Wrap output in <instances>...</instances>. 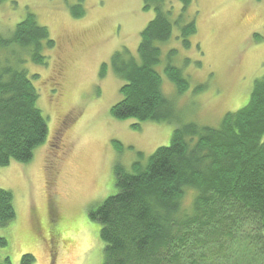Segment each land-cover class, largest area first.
<instances>
[{
	"label": "rangeland",
	"instance_id": "374dc122",
	"mask_svg": "<svg viewBox=\"0 0 264 264\" xmlns=\"http://www.w3.org/2000/svg\"><path fill=\"white\" fill-rule=\"evenodd\" d=\"M164 1L173 27L171 39L160 45L156 71L172 118L162 123L110 115L123 85L112 74L110 59L123 50L136 56L140 33L154 17L152 10H142V0H83L84 16L77 19L70 9L79 0L0 3V36L32 14L55 43L45 54L46 67H24L46 119V141L28 163L0 167V190L11 193L15 213L0 227L7 243L0 256L11 264H21L23 255L32 256V264H101L100 225L88 212L116 193L114 165L126 171L135 162L145 165L157 148L169 145L179 126L216 128L226 113L247 104L254 82L264 76V0H192L183 15V23L193 21L196 30L187 50L174 24L182 6ZM171 49L177 51L172 64L189 82L181 96L163 75ZM102 64L107 72L101 79ZM191 196L186 193L184 208Z\"/></svg>",
	"mask_w": 264,
	"mask_h": 264
},
{
	"label": "trees",
	"instance_id": "16d2710c",
	"mask_svg": "<svg viewBox=\"0 0 264 264\" xmlns=\"http://www.w3.org/2000/svg\"><path fill=\"white\" fill-rule=\"evenodd\" d=\"M82 1L71 7L73 18L84 16ZM177 1L182 6L174 21L177 40L187 50L196 30L193 21L183 23V15L192 0ZM142 4L154 17L140 33L137 55L123 50L110 59L112 74L123 82L121 100L110 115L117 121L162 123L172 115L156 67L160 45L171 39V9L164 0ZM54 47L48 30L32 14L8 36H0V167L28 163L46 141V119L24 67H46L45 54ZM176 54L168 51L163 75L181 96L189 82L172 64ZM106 72L102 64L99 78ZM263 138L264 76L254 82L247 104L226 113L216 128L179 126L169 145L157 148L145 165L135 162L126 171L116 163V193L88 212L89 220L100 225L101 264H264ZM188 192L191 202L184 208ZM14 217L11 193L0 190V227ZM239 243L246 247L236 248ZM6 244L0 236V249ZM32 263V256L21 257V264ZM0 264L11 263L0 256Z\"/></svg>",
	"mask_w": 264,
	"mask_h": 264
}]
</instances>
